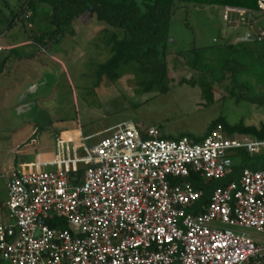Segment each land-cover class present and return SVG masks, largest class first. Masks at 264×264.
Masks as SVG:
<instances>
[{"label":"built area","instance_id":"2783aa9c","mask_svg":"<svg viewBox=\"0 0 264 264\" xmlns=\"http://www.w3.org/2000/svg\"><path fill=\"white\" fill-rule=\"evenodd\" d=\"M256 15L222 6L226 25L249 29L241 40L264 39ZM74 131L78 141L56 135L55 159L12 172L0 264H264V240L241 229L264 233V166L244 167L207 202L194 185L227 175L239 150L264 155V138L222 124L200 141L169 138L128 122L89 147L93 136ZM81 164L83 175L73 176Z\"/></svg>","mask_w":264,"mask_h":264},{"label":"rangeland","instance_id":"374dc122","mask_svg":"<svg viewBox=\"0 0 264 264\" xmlns=\"http://www.w3.org/2000/svg\"><path fill=\"white\" fill-rule=\"evenodd\" d=\"M26 1L0 0V42L8 46L6 53H0V69L2 58L13 47H20L24 55L36 53L32 58L10 59L0 73V203L7 193L9 173L19 169L18 161L55 156L57 133L78 141V131L72 130L81 129L84 136H93L86 140L92 147L112 127L128 122L139 128L156 127L174 138L181 134L204 137L218 117L230 124L264 123V39L233 42L232 37L242 38L249 29L226 25L222 6H177L169 24L168 81L162 90V84L140 79L134 65L124 67L116 79L100 77L98 68L111 55L107 42L111 32L89 11L76 18L71 31L57 41L43 48L29 43L27 30L35 22L34 28L51 27L41 8L38 13L27 5L23 8ZM22 8L20 20L13 22ZM257 17L264 28V14ZM219 33L230 36L220 38ZM192 63L195 70L213 76L208 77L212 96L202 92L200 75L189 69ZM22 101L31 105L23 109ZM255 157L264 161V155ZM53 168L39 165L35 169ZM241 229L264 240V233Z\"/></svg>","mask_w":264,"mask_h":264},{"label":"trees","instance_id":"16d2710c","mask_svg":"<svg viewBox=\"0 0 264 264\" xmlns=\"http://www.w3.org/2000/svg\"><path fill=\"white\" fill-rule=\"evenodd\" d=\"M180 4L234 5L254 10L257 15L264 14L259 10L257 0H27L23 4V8L24 5H27L35 13H38L41 8L42 17L50 23L51 28H42L41 26L34 28L35 22L27 30L29 39L37 48H43L51 40L57 41L59 36L70 32L74 20L89 11L90 14L95 15L99 22L108 25L105 27V31L111 32L107 41L111 55L105 63L99 66L100 77L107 76L109 79H116L121 75L124 67L134 65L140 79H149L155 85L162 84L161 89L166 90L167 56L171 45L168 40V30L170 20ZM23 8L15 15L13 22L20 20ZM110 26L113 28L112 31ZM2 52L6 53L4 49ZM35 56L36 53L34 55L33 53L21 54L20 47H13L2 58L0 73L5 71L8 61L12 58L22 59ZM194 66L196 67L195 63ZM190 82L196 84V82ZM199 85L206 97L212 96L210 83L202 80ZM218 124H222L228 133L238 132L264 138V123H261L260 126L245 125L243 122L230 124L224 117L215 119L206 133H210ZM163 136L174 138L167 134H163ZM182 136H186V134H181L179 137ZM190 138L195 141L203 139V137L195 136ZM233 161L230 172L224 177L210 181L198 179L194 182L196 188H201L204 191L201 203L209 201L213 189L237 181L244 167L256 169L259 166H264V161L262 162L260 158L250 156L242 150L234 154ZM85 167L86 165L81 164L77 171H71V174L81 178ZM62 227H68L67 223H62Z\"/></svg>","mask_w":264,"mask_h":264},{"label":"crops","instance_id":"0c3cea01","mask_svg":"<svg viewBox=\"0 0 264 264\" xmlns=\"http://www.w3.org/2000/svg\"><path fill=\"white\" fill-rule=\"evenodd\" d=\"M220 35V38L221 37H227V36H230V35H226V36H223L222 35V33H219ZM1 38V37H0ZM232 39H234L233 40V42H238V41H241V37H236V38H233L232 37ZM29 43H32L31 41H29ZM0 44L2 45V43L0 42ZM219 44H220V42H218V41H216V43H215V45L217 46H219ZM4 48L5 49H7L8 48V46H4ZM0 53H2V49L0 50ZM2 61V60H1ZM2 80V74L0 75V81ZM0 105L2 106V90H0ZM28 105H30V104H28ZM28 105H26V106H28ZM21 106V105H20ZM26 108H28V107H26ZM58 134V133H57ZM56 134V135H57ZM18 149H20V151H22V147H21V145L19 146H16ZM38 153H40V151L39 150H37V154ZM55 156H56V153L54 154ZM41 156V155H40ZM55 156L53 157V158H47V159H37V160H35V161H28V160H21V161H18V164H22V163H35V162H41V161H49V160H53V159H55ZM13 172V171H12ZM12 172L11 173H9V178H10V176H11V174H12ZM7 199H8V190H7V193L5 194V198H4V201L3 202H1L0 203V220H2V219H5V217H6V207H5V203H6V201H7Z\"/></svg>","mask_w":264,"mask_h":264},{"label":"flooded vegetation","instance_id":"af4514ba","mask_svg":"<svg viewBox=\"0 0 264 264\" xmlns=\"http://www.w3.org/2000/svg\"><path fill=\"white\" fill-rule=\"evenodd\" d=\"M190 67H189V69L192 67V69L193 70H195L194 68H196L195 66H194V63H192V65H189ZM195 71H197V70H195ZM5 72V71H4ZM198 72V74L197 75H200V81H202V80H205L206 82L208 81V77H213V76H208L207 75V73L205 74V72L204 71H197ZM190 74V73H189ZM192 74V73H191ZM190 74V75H191ZM233 76V75H232ZM218 80H220V79H217V78H215L214 77V81H218ZM234 80V79H233ZM210 81H212V79H210ZM207 83H210L209 81L207 82ZM28 104H30L31 105V103L30 102H27V101H22L21 103H20V105L21 106H24L23 107V109L24 108H26V107H29V105ZM26 105H28V106H26Z\"/></svg>","mask_w":264,"mask_h":264},{"label":"clouds","instance_id":"9594fccd","mask_svg":"<svg viewBox=\"0 0 264 264\" xmlns=\"http://www.w3.org/2000/svg\"><path fill=\"white\" fill-rule=\"evenodd\" d=\"M5 49V48H4ZM3 50V49H2Z\"/></svg>","mask_w":264,"mask_h":264}]
</instances>
